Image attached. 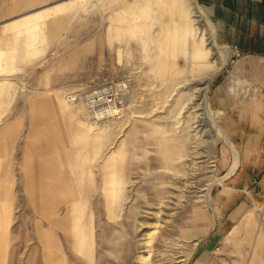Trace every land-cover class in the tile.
<instances>
[{
	"label": "rangeland",
	"instance_id": "obj_1",
	"mask_svg": "<svg viewBox=\"0 0 264 264\" xmlns=\"http://www.w3.org/2000/svg\"><path fill=\"white\" fill-rule=\"evenodd\" d=\"M130 1L93 0L57 13L50 29L42 22L47 34L37 53L3 28L18 15L0 13V49L12 54L0 60V264H58L59 256L63 264H139V257L142 264H264V202L223 229L215 216V202L231 208L240 193L229 183L237 167L227 172L232 147L210 103L214 76L234 56L222 57L226 47L195 12L209 61L222 65L208 81L206 110L197 91L207 70L192 72L180 58L183 73L168 66L161 74L159 27H149L148 38L113 27L114 9ZM108 85L116 87L109 116L95 118L82 99H66ZM117 179L121 211L112 210ZM76 198L81 248L50 220Z\"/></svg>",
	"mask_w": 264,
	"mask_h": 264
},
{
	"label": "crops",
	"instance_id": "obj_2",
	"mask_svg": "<svg viewBox=\"0 0 264 264\" xmlns=\"http://www.w3.org/2000/svg\"><path fill=\"white\" fill-rule=\"evenodd\" d=\"M92 1L0 0V13L18 15L3 28L25 36L27 51L37 53L41 49L38 45L47 34L45 30L42 32V22L50 29V17L77 8L85 9ZM95 1L108 6L118 2ZM182 1L163 0L172 14H178ZM196 2L211 22L215 42L227 47L229 54L234 56L230 67L214 76V90L210 96L211 107L217 111V126L236 144L240 156V161L234 167L230 163L227 170L230 172L237 167L229 180L231 187L240 190L236 205L224 208L219 202L214 203L219 228L223 229L249 204L264 202V159L261 158L264 155V0ZM110 19L115 23L114 28L159 27V24L148 23L159 20V0H131L115 8ZM11 57L12 54L7 55L0 49V60ZM1 66L7 67V64L1 63ZM65 112L71 115L72 111L67 107ZM212 114L215 119V113Z\"/></svg>",
	"mask_w": 264,
	"mask_h": 264
},
{
	"label": "bare ground",
	"instance_id": "obj_3",
	"mask_svg": "<svg viewBox=\"0 0 264 264\" xmlns=\"http://www.w3.org/2000/svg\"><path fill=\"white\" fill-rule=\"evenodd\" d=\"M156 2V1H155ZM193 2V4L191 3ZM128 10V9H127ZM203 13L200 6L197 4L196 0H183L179 5L178 14H172L170 12V8H166V4L163 0H159V38L158 40H154V42H159V68L161 69V74H164L169 66L170 72L172 75H177L183 73L184 68L180 67L179 59H188L189 60V70L192 72H203L208 71L206 75L205 84L197 91L198 96L201 99L202 106L207 110V104L205 102V95L207 92L208 81L212 77L215 70L219 68V64H214L209 61V47L206 45V38L204 37V33L202 28H200L196 23L193 15L194 13ZM150 16V15H149ZM156 16V15H155ZM128 17V16H127ZM203 18L206 19V22L212 28L210 20L203 13ZM155 21V20H154ZM128 23V22H127ZM213 29V28H212ZM214 31V30H213ZM149 27L143 26L139 28H134L131 30V34L134 36L136 34H145L148 38ZM157 38V36H156ZM211 41V40H210ZM227 47L222 53V57L226 58L228 55ZM158 57V56H157ZM190 72V71H189ZM200 74V73H199ZM174 77L170 78V83L174 84ZM189 95V94H188ZM186 100V99H185ZM190 101V100H189ZM62 104L63 103H58ZM203 108V110H205ZM210 113V112H208ZM211 116V115H210ZM208 116V118L212 121V118ZM80 128H84L80 126ZM86 130V129H85ZM220 137L226 141V144L232 147V167L237 164L238 154L236 149L234 148L231 141L226 137L221 129ZM207 137L212 139L213 141L217 140L215 137L207 134ZM207 138V139H208ZM218 138V137H217ZM122 184L116 180L113 187V205L112 210L121 211V200L119 199V190ZM69 195H72L70 192ZM77 198L75 201H71L70 207H67L66 213L63 217L56 219H50L55 222L57 226H63L64 229H68L72 234L74 245L78 248H81L84 244V240L81 236V230L78 224V216L80 212V205L78 204ZM56 198L54 197L52 200V207L50 210V214L52 218L56 213ZM56 220V221H55ZM51 241L56 248L58 249V240L54 236L51 237ZM60 254V253H59ZM62 254V253H61ZM142 257H139V264L141 262ZM58 264H63L62 256H59L57 259Z\"/></svg>",
	"mask_w": 264,
	"mask_h": 264
},
{
	"label": "built area",
	"instance_id": "obj_4",
	"mask_svg": "<svg viewBox=\"0 0 264 264\" xmlns=\"http://www.w3.org/2000/svg\"><path fill=\"white\" fill-rule=\"evenodd\" d=\"M235 55H238L236 52ZM116 87L108 85L98 89H93L82 96L76 94L67 93L66 99L68 101H76L82 99L93 117H106L111 115L116 108Z\"/></svg>",
	"mask_w": 264,
	"mask_h": 264
}]
</instances>
